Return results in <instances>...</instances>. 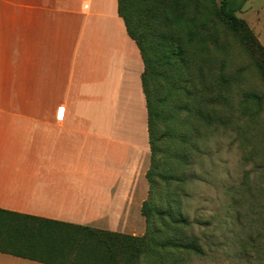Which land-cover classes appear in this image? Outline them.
Returning a JSON list of instances; mask_svg holds the SVG:
<instances>
[{
  "label": "crops",
  "instance_id": "crops-1",
  "mask_svg": "<svg viewBox=\"0 0 264 264\" xmlns=\"http://www.w3.org/2000/svg\"><path fill=\"white\" fill-rule=\"evenodd\" d=\"M144 70L118 0H0V208L144 235Z\"/></svg>",
  "mask_w": 264,
  "mask_h": 264
},
{
  "label": "trees",
  "instance_id": "trees-1",
  "mask_svg": "<svg viewBox=\"0 0 264 264\" xmlns=\"http://www.w3.org/2000/svg\"><path fill=\"white\" fill-rule=\"evenodd\" d=\"M246 1L118 0L119 16L145 64L142 83L151 164L146 174L149 194L141 211L147 231L133 236L0 208L4 235H0V252L46 264H139L157 249L163 255L152 264H178L182 254L203 253L197 237L189 239L183 234L182 228L189 222L179 215L177 188L192 178L193 156L204 139L201 128L220 126L223 116L217 113L221 96L213 101L206 96L210 85L205 82L211 78L197 60H218L226 54L232 37L264 58L257 36L246 20L237 16ZM179 11L183 14L178 15ZM211 46L216 48V55L210 51ZM181 68L186 70V78L180 77ZM218 80L220 91L223 74ZM246 100L256 111L261 108L260 96L246 94ZM182 111H186L184 119ZM160 184L167 190L162 209L155 204ZM158 218L163 228L157 227Z\"/></svg>",
  "mask_w": 264,
  "mask_h": 264
},
{
  "label": "rangeland",
  "instance_id": "rangeland-1",
  "mask_svg": "<svg viewBox=\"0 0 264 264\" xmlns=\"http://www.w3.org/2000/svg\"><path fill=\"white\" fill-rule=\"evenodd\" d=\"M237 16L264 48V0H247ZM209 49L217 54L214 46ZM207 61L197 60L211 78L205 82L210 85L206 96L212 101L221 96L217 113L223 117L220 126L201 128L204 139L193 156L192 178L177 188L179 215L189 222L183 234L197 237L203 251L180 255L178 264H264V58L232 37L224 56ZM181 70L180 77L186 78ZM220 74L224 81L218 91ZM250 93L262 98L258 111L247 103ZM185 115L182 111L183 119ZM166 194L160 184L155 198L159 209L166 205ZM157 227L163 228L159 218ZM162 255V250L151 251L139 264H152Z\"/></svg>",
  "mask_w": 264,
  "mask_h": 264
}]
</instances>
